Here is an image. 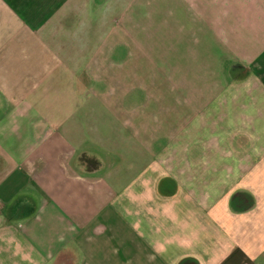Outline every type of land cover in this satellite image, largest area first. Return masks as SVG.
Here are the masks:
<instances>
[{"label": "crops", "instance_id": "obj_1", "mask_svg": "<svg viewBox=\"0 0 264 264\" xmlns=\"http://www.w3.org/2000/svg\"><path fill=\"white\" fill-rule=\"evenodd\" d=\"M0 264H264V0H0Z\"/></svg>", "mask_w": 264, "mask_h": 264}]
</instances>
